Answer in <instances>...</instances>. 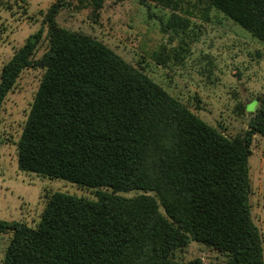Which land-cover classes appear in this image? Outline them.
<instances>
[{"label": "trees", "instance_id": "16d2710c", "mask_svg": "<svg viewBox=\"0 0 264 264\" xmlns=\"http://www.w3.org/2000/svg\"><path fill=\"white\" fill-rule=\"evenodd\" d=\"M173 10L183 0H153ZM264 41V0H209ZM97 6L101 0H94ZM67 4L48 8L49 48L33 55L42 31L28 36L0 74L3 102L23 69L44 74L17 142L19 167L98 190V199L52 193L37 226L0 219L12 231L3 264H203L173 253L196 240L230 264H264L252 219V136H264V103L244 135L227 137L169 96L102 41L58 25ZM174 12L166 27L185 28ZM159 193L157 203L119 191Z\"/></svg>", "mask_w": 264, "mask_h": 264}, {"label": "rangeland", "instance_id": "374dc122", "mask_svg": "<svg viewBox=\"0 0 264 264\" xmlns=\"http://www.w3.org/2000/svg\"><path fill=\"white\" fill-rule=\"evenodd\" d=\"M55 0H0V74L32 33L42 31L33 58L49 48L46 14ZM56 15L59 26L96 38L128 64L147 75L169 96L227 137L244 135L264 103V41L209 0H183L173 10L153 0H66ZM176 12L185 28H167ZM45 69L27 67L2 106L0 142V219L35 227L49 196L57 191L98 199V190L60 178L22 170L17 142L22 134ZM249 157L251 215L264 246V136H252ZM123 197L144 195L166 215L159 193L150 188L119 191ZM12 231L0 233L3 264ZM201 258L203 264H230L213 246L190 240L173 253L176 261Z\"/></svg>", "mask_w": 264, "mask_h": 264}]
</instances>
